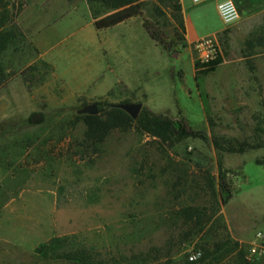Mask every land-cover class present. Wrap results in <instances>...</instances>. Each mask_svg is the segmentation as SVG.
<instances>
[{
	"label": "rangeland",
	"instance_id": "rangeland-1",
	"mask_svg": "<svg viewBox=\"0 0 264 264\" xmlns=\"http://www.w3.org/2000/svg\"><path fill=\"white\" fill-rule=\"evenodd\" d=\"M43 1L10 0L22 8L13 12L20 37L1 59L7 76L0 86V264H69L36 253L53 238L65 240L57 254L85 249L103 264H167L147 255L170 231L176 176L186 168L190 184L196 163L215 176L221 167L235 188L221 216L239 246L206 264H264V256L249 258L255 234L264 233V166L255 163L264 158V53H244L246 40L262 28L264 0H233L240 18L229 27L213 0H183L182 30L167 1L144 0L142 18L158 25L168 48L133 18L103 32L97 60L89 31L106 10L88 0ZM184 16L199 34L221 31L191 39ZM208 37L215 39L212 51L196 48ZM218 57L222 62L207 71ZM125 103L183 119L208 139L168 147L133 127L113 130L96 148L84 142L78 110L95 104L101 113ZM32 114L42 121L30 122ZM213 138L223 147L254 148L217 150ZM204 233L175 250L173 261L200 251V238L215 241Z\"/></svg>",
	"mask_w": 264,
	"mask_h": 264
},
{
	"label": "trees",
	"instance_id": "trees-1",
	"mask_svg": "<svg viewBox=\"0 0 264 264\" xmlns=\"http://www.w3.org/2000/svg\"><path fill=\"white\" fill-rule=\"evenodd\" d=\"M101 6L106 12L102 16L94 17L93 26L96 30L113 28L127 20L141 18L142 28L156 45L167 49L165 34L159 29L156 23L142 18L144 0H88ZM159 3L167 1L172 9L177 12V25L183 29L181 18L180 0H156ZM236 4V2H235ZM237 5V4H236ZM238 7V5H237ZM22 8L20 3H11L10 0H0V86L6 81V74L1 64V59L8 46L20 37L16 26L13 25V12L18 14ZM239 9V7H238ZM155 11L162 14L160 7ZM240 12V10H239ZM176 35L183 39L181 32ZM255 50L264 53V21L259 32L251 35L245 42L244 53L246 56L254 54ZM222 62L221 58L211 61L207 71H213ZM38 119H34L35 117ZM30 122L40 123L42 116L32 114ZM85 130L83 133L84 142L90 147H98L113 130H127L135 127L151 137L158 139L162 144L173 147L187 138L208 139L204 132L193 130L185 120H170L162 116L142 111L135 119H132L125 111L117 106H110L97 115H83ZM212 145L217 150H228L229 152H243L246 148H254L243 143L237 146L223 147L216 138L211 139ZM258 165L264 166V158L256 160ZM196 174L187 185L188 170L181 171L172 185V199L167 221L169 222V233L166 241L161 247H152L147 257L151 260L166 259L167 264H206L208 261H217L227 253H232L239 246L231 240L225 224L222 221L221 208L224 207L233 197L235 188L227 172L219 168L218 175L212 174L211 170L201 164H195ZM209 226V229L205 228ZM205 230V231H204ZM205 232V233H204ZM211 234V239L201 240L198 247L200 257L195 261L184 259L179 262L173 261L175 250L197 238L199 235ZM65 240L53 238L48 243L40 244L36 253L42 258L62 259L69 264H103L97 261L93 254L85 249H67L57 254L61 244ZM223 252V253H222Z\"/></svg>",
	"mask_w": 264,
	"mask_h": 264
},
{
	"label": "built area",
	"instance_id": "built-area-1",
	"mask_svg": "<svg viewBox=\"0 0 264 264\" xmlns=\"http://www.w3.org/2000/svg\"><path fill=\"white\" fill-rule=\"evenodd\" d=\"M205 0H190L192 4H200ZM216 13L220 22L229 27L236 23L240 18V12L233 0H218L216 3ZM215 41L214 37H208L198 41L196 48L199 50L207 49L212 51V42ZM255 242L249 249L250 259H259L264 256V233L257 232L255 234ZM199 251H194L188 255V261H195L200 257Z\"/></svg>",
	"mask_w": 264,
	"mask_h": 264
},
{
	"label": "crops",
	"instance_id": "crops-1",
	"mask_svg": "<svg viewBox=\"0 0 264 264\" xmlns=\"http://www.w3.org/2000/svg\"><path fill=\"white\" fill-rule=\"evenodd\" d=\"M47 0H44L43 1V4L46 2ZM218 0H213L214 2V11H215V14L217 15L216 13V3H217ZM42 4V5H43ZM180 4H181V8H182V12H183V15H184V12H185V8H184V4H183V0H180ZM41 5V6H42ZM57 8V6H56ZM53 9H55V7H53ZM68 15V13H65V14H61L59 17H57L54 22L52 24L55 23V21H58V20H61L63 18H66ZM131 20V19H130ZM130 20H127L125 21L124 23H121V24H127L128 22H130ZM93 22L94 20L92 21L91 25L93 26ZM184 26H185V31L187 33V35L191 38V39H197V38H200V37H206V36H210V35H214L218 32L221 31V28L214 31L213 33H210V34H199L197 33L195 27L193 26V24L188 20L186 19V17L184 16ZM94 27V26H93ZM116 27V26H115ZM114 28V27H113ZM95 29V28H94ZM111 29V28H110ZM107 30L109 29H106V30H94V31H89V33L93 34L92 35V38L94 39L93 40V50L95 51V53L93 54L92 58L93 59H96L102 55L101 51L104 52V50L102 49V45L101 43L107 41V40H104V33L103 32H106ZM112 42V41H111ZM114 45V44H113ZM114 51H118V46L117 45H114ZM103 56V55H102ZM101 56V57H102Z\"/></svg>",
	"mask_w": 264,
	"mask_h": 264
},
{
	"label": "water",
	"instance_id": "water-1",
	"mask_svg": "<svg viewBox=\"0 0 264 264\" xmlns=\"http://www.w3.org/2000/svg\"><path fill=\"white\" fill-rule=\"evenodd\" d=\"M117 107L122 109L123 111H125L132 119H135L141 110V104H139V103H137V104L125 103V104H120ZM77 113L94 116V115H97L98 111L96 109L95 104H90V105H86L82 109L78 110Z\"/></svg>",
	"mask_w": 264,
	"mask_h": 264
}]
</instances>
